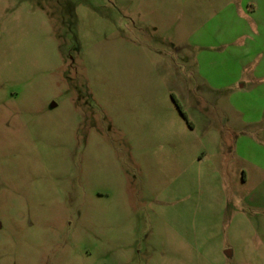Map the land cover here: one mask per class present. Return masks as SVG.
<instances>
[{"label":"rangeland","instance_id":"1","mask_svg":"<svg viewBox=\"0 0 264 264\" xmlns=\"http://www.w3.org/2000/svg\"><path fill=\"white\" fill-rule=\"evenodd\" d=\"M0 264H264V0H0Z\"/></svg>","mask_w":264,"mask_h":264},{"label":"trees","instance_id":"2","mask_svg":"<svg viewBox=\"0 0 264 264\" xmlns=\"http://www.w3.org/2000/svg\"><path fill=\"white\" fill-rule=\"evenodd\" d=\"M177 106H178V104H176ZM178 108H179V106H178ZM181 111V114L185 117V114L182 112V110H180Z\"/></svg>","mask_w":264,"mask_h":264}]
</instances>
